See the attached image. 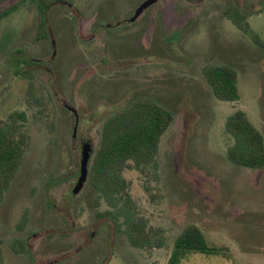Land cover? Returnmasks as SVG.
Wrapping results in <instances>:
<instances>
[{
  "label": "rangeland",
  "instance_id": "374dc122",
  "mask_svg": "<svg viewBox=\"0 0 264 264\" xmlns=\"http://www.w3.org/2000/svg\"><path fill=\"white\" fill-rule=\"evenodd\" d=\"M144 1L63 0L46 11L49 34L40 39L33 1L0 2V11L15 5L0 17V119L24 111L28 136L0 203L6 264H165L187 224L230 257L197 253L180 264H264V168L230 163L223 132L239 108L264 138V47L224 17L238 6L264 40V0H158L135 12ZM207 64L236 70L237 101L214 98L201 73ZM16 68L33 74L35 100ZM144 98L173 116L156 178L123 171L138 214L164 229L165 246L151 250L129 246L122 226L98 215L107 206L94 204L88 178L73 187L83 143L93 154L108 116ZM14 238L26 253L13 252Z\"/></svg>",
  "mask_w": 264,
  "mask_h": 264
},
{
  "label": "trees",
  "instance_id": "16d2710c",
  "mask_svg": "<svg viewBox=\"0 0 264 264\" xmlns=\"http://www.w3.org/2000/svg\"><path fill=\"white\" fill-rule=\"evenodd\" d=\"M35 1L39 11L37 37H43L47 34L45 13L61 0ZM247 15L235 6H229L224 11L227 20L254 44L264 47V40L252 30ZM15 73L27 79L26 96L35 100L33 74L19 68L15 69ZM201 73L215 99L227 102L239 99L237 72L233 67L207 64L202 67ZM25 121L26 114L21 110L12 111L6 118L0 119V203L28 146V136L23 130ZM172 121L170 110L158 102L148 98L132 101L104 121L99 146L89 162L87 178L95 191L94 204L99 206L104 202L107 206L98 215L110 219L114 225L120 224L127 243L135 249L162 248L166 237L162 227L150 225L146 218L138 214L123 171H150L156 178L160 141ZM223 132L227 142L225 157L230 163L249 169L264 168L263 135L244 110L238 108L226 116ZM25 220L26 214L23 213L17 226L23 227ZM10 246L15 254L27 252L22 239H12ZM197 253L225 259L230 257L227 246L210 245L197 225L187 224L172 239L165 264H180L185 257ZM0 264H6L1 245Z\"/></svg>",
  "mask_w": 264,
  "mask_h": 264
},
{
  "label": "water",
  "instance_id": "95a60500",
  "mask_svg": "<svg viewBox=\"0 0 264 264\" xmlns=\"http://www.w3.org/2000/svg\"><path fill=\"white\" fill-rule=\"evenodd\" d=\"M156 0H145L137 9L135 12L139 13L144 7L152 4ZM91 151V145L89 142H84L81 148V159H80V174L78 176L76 185L74 187V191H77L81 188L83 182L86 179L87 176V161L90 155Z\"/></svg>",
  "mask_w": 264,
  "mask_h": 264
},
{
  "label": "flooded vegetation",
  "instance_id": "af4514ba",
  "mask_svg": "<svg viewBox=\"0 0 264 264\" xmlns=\"http://www.w3.org/2000/svg\"><path fill=\"white\" fill-rule=\"evenodd\" d=\"M2 1H4V0H0V2H2ZM31 1H33L34 3H35V5H36V8H37V14H38V19H39V11H38V7H37V4H36V1L35 0H31ZM63 0H61V1H58V2H55L54 4H56V3H59V2H62ZM158 0H156L155 2H153L152 4H150V5H148V6H146V7H149V6H151V5H153L154 3H156ZM143 3V2H142ZM142 3H140L138 6H137V8L142 4ZM14 7H15V5H11L10 7H8V8H6L5 10H2V11H0V17H4V16H6V15H8L11 11H13V9H14ZM146 7H144V8H146ZM235 7H237V8H239L238 6H235ZM50 8V7H49ZM143 8V9H144ZM142 9V10H143ZM141 10V11H142ZM140 11V12H141ZM37 25H38V22H37ZM45 26H46V24H45ZM47 30V29H46ZM47 32V31H46ZM47 34H49L48 32H47ZM47 34L45 35V36H47ZM45 36H43V37H37V34H36V37L37 38H44ZM52 40H54V38H52ZM52 43V42H51ZM91 151H92V148H91ZM90 151V152H91ZM92 155L93 154H91L90 153V155H89V158H88V161H87V176H88V169H89V162H90V160H91V158H92ZM80 159H81V150H80ZM78 171H79V174H80V162H79V169H78ZM79 174H78V176H79ZM87 176H86V179H87ZM77 179H78V177H77ZM86 179H85V181H86ZM84 181V182H85ZM76 182H77V180H76ZM83 182V183H84ZM75 185H76V183L74 184V186L73 187H75ZM82 186H83V184H82ZM82 186H81V188H82ZM101 217V216H100ZM103 218H105V219H108V218H106V217H103ZM108 220H110V219H108Z\"/></svg>",
  "mask_w": 264,
  "mask_h": 264
}]
</instances>
